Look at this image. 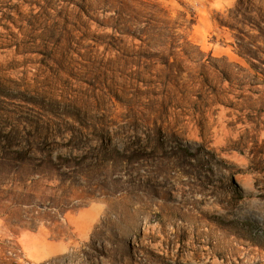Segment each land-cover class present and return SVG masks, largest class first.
Here are the masks:
<instances>
[{"label": "rangeland", "instance_id": "obj_1", "mask_svg": "<svg viewBox=\"0 0 264 264\" xmlns=\"http://www.w3.org/2000/svg\"><path fill=\"white\" fill-rule=\"evenodd\" d=\"M244 1L0 0V264H264Z\"/></svg>", "mask_w": 264, "mask_h": 264}, {"label": "bare ground", "instance_id": "obj_2", "mask_svg": "<svg viewBox=\"0 0 264 264\" xmlns=\"http://www.w3.org/2000/svg\"><path fill=\"white\" fill-rule=\"evenodd\" d=\"M106 116H107V118H108V121L109 122H113V123H120V121L118 120V119H122V116L121 115H116V114H113V113H109V115L108 114H106ZM138 116V115H137ZM136 116V117H137ZM142 117V116H141ZM141 117L140 116H138L137 117V119H135L136 121H138V122H140V123H142L143 122V119H141ZM123 120V119H122ZM127 120V119H126ZM164 119H162V121H163ZM146 121V120H145ZM138 122H135L134 121V119H128L127 121H126V126H131V125H134V124H136V123H138ZM164 123V122H163ZM162 123V124H163ZM143 124V123H142ZM165 124V123H164ZM163 124V125H164ZM140 125V124H139ZM165 126V125H164ZM101 128V127H100ZM165 128H168V127H165ZM156 129V128H155ZM169 129V128H168ZM167 129V130H168ZM150 131V130H149ZM171 131V130H170ZM126 132L127 133H130V131H129V129H127L126 130ZM151 132V131H150ZM155 133H152V135L151 136H155V134H157L158 133V131H154ZM150 135V134H149ZM150 136V137H151ZM154 138V137H153Z\"/></svg>", "mask_w": 264, "mask_h": 264}, {"label": "trees", "instance_id": "obj_3", "mask_svg": "<svg viewBox=\"0 0 264 264\" xmlns=\"http://www.w3.org/2000/svg\"><path fill=\"white\" fill-rule=\"evenodd\" d=\"M244 0H238V4H237V6H236V9L238 10V11H241L242 9H241V7H243L244 6ZM260 13H263V11L262 12H260ZM264 14V13H263ZM223 23V22H222Z\"/></svg>", "mask_w": 264, "mask_h": 264}]
</instances>
